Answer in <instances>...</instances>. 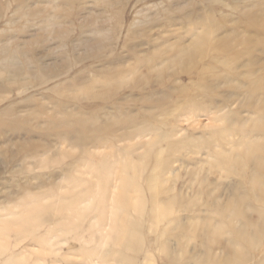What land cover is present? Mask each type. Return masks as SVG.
<instances>
[{
  "label": "rangeland",
  "instance_id": "374dc122",
  "mask_svg": "<svg viewBox=\"0 0 264 264\" xmlns=\"http://www.w3.org/2000/svg\"><path fill=\"white\" fill-rule=\"evenodd\" d=\"M261 5L0 0V50L20 49L30 67L22 79L0 70V264H264V192L248 156L264 146ZM196 45L193 66L174 63ZM126 176L143 198L122 190ZM110 250L118 261L104 262Z\"/></svg>",
  "mask_w": 264,
  "mask_h": 264
},
{
  "label": "bare ground",
  "instance_id": "6f19581e",
  "mask_svg": "<svg viewBox=\"0 0 264 264\" xmlns=\"http://www.w3.org/2000/svg\"><path fill=\"white\" fill-rule=\"evenodd\" d=\"M23 11L25 12L26 9H30L29 7L27 6H24L23 5ZM30 11V10H29ZM25 13H30V12H25ZM60 24L59 21L58 22H54V20L51 18L50 21H48V23L46 24L47 27H52V28H55V27H60ZM102 47V44L99 42L98 45H91L90 46V50H99L100 48ZM200 46H197L196 45V50H194V53L191 51V52H188V53H185L183 56H179V57H176L174 59V63H177V64H182L183 66H185V68H190L191 66H193V62H194V58H195V53L199 52V51H202V50H198ZM219 51V50H217ZM22 51L20 49H9V48H3L2 50H0V70H3L5 71L10 78H21L28 75L30 73V70H29V63H28V60L25 58V57H22ZM211 72V69L206 65V66H202L200 65L198 68H197V78L203 83L205 84V81L206 79L209 80V77L206 76L207 73H210ZM38 74V73H37ZM211 74V73H210ZM41 75V72L38 74V76ZM119 75V74H118ZM107 76V75H106ZM209 76V75H208ZM40 77V76H39ZM112 85V84H111ZM107 90L104 92V94H96L99 98L102 97L103 95H106L108 96L109 92H110V84L108 85ZM88 95V93H87ZM90 95V94H89ZM104 97V96H103ZM173 113H167V115H171ZM101 130L103 129H100V127L98 128H95V130L93 129V131L96 133V132H100ZM262 148H260V154H256V155H252V154H248V156H250L251 158H253V160H255V168H256V173L253 175V178H252V184H253V189L252 190H257L259 189V191L261 192H264V176L260 173V170L262 168H264V161H263V155H264V146H261ZM263 154V155H261ZM259 157V159H258ZM135 177H131V176H126L124 178H122V181H121V188L122 190H132V189H136L138 190L139 194L137 196V198H143V191H142V187H139L136 183H135ZM251 184V185H252ZM147 188H148V191L150 193H154L155 195L158 194V190L157 188L155 187L154 183L152 182V179L151 178H147ZM162 191L161 193L159 192V194L161 196H164L165 194V190H160ZM169 200H168V204L171 206L172 203H174V200L170 197H167ZM124 203L123 199L121 198H117L115 200V204L116 206L119 205V203ZM165 202V201H164ZM234 202V201H233ZM142 203H132L131 204V208L133 210L135 209H141L143 206H141ZM167 204V207L169 206ZM234 205L236 204H233L232 206V210H234V213L235 215H240V213L238 212L239 209L237 207H235ZM164 208H166V204L164 205ZM241 208V207H240ZM255 216V215H254ZM256 217V216H255ZM37 218H38V215H35L33 217H26V218H22L19 220V224H20V229H19V235L18 236H24L25 233H27L30 229L31 226H34L35 223H38L37 222ZM257 219V218H256ZM252 221V220H251ZM257 222V221H256ZM34 224V225H33ZM249 225H251L252 227H254L251 222H249ZM37 226V224L35 225ZM34 226V227H35ZM117 232H121V233H118V243L123 246L125 249H129L136 240L135 238V235H134V232L132 231H129L127 230L126 226L124 223H120L118 224L117 226ZM263 229V226H259V227H256L254 229V233H253V238H249L248 236H246V234L243 232H237V235L239 236L240 240H241V237L244 239V242H248L249 244H254V240H255V236H257V234L261 233V230ZM257 232V233H256ZM247 237V238H246ZM36 238V239H35ZM33 238L32 240L35 242V244L39 243V238L35 237ZM243 240H241L242 242ZM252 244V245H253ZM2 253V252H0ZM116 253V250L115 251H112L110 250L103 258L105 259L104 262L106 263H109L110 261H118L119 257H117L115 255ZM241 256V255H240ZM21 264H25L23 262H19Z\"/></svg>",
  "mask_w": 264,
  "mask_h": 264
},
{
  "label": "clouds",
  "instance_id": "9594fccd",
  "mask_svg": "<svg viewBox=\"0 0 264 264\" xmlns=\"http://www.w3.org/2000/svg\"><path fill=\"white\" fill-rule=\"evenodd\" d=\"M253 7H254V6H253ZM261 7H264V5H261ZM246 11L251 12V11H253V8H248V9H246ZM175 103H177V104H183L184 101H183L182 99H177V100L175 101Z\"/></svg>",
  "mask_w": 264,
  "mask_h": 264
}]
</instances>
